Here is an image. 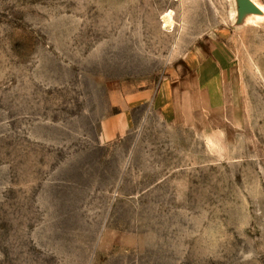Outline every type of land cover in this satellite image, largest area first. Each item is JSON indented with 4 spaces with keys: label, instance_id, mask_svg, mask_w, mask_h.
Here are the masks:
<instances>
[{
    "label": "rangeland",
    "instance_id": "obj_1",
    "mask_svg": "<svg viewBox=\"0 0 264 264\" xmlns=\"http://www.w3.org/2000/svg\"><path fill=\"white\" fill-rule=\"evenodd\" d=\"M257 11L0 0V264H264Z\"/></svg>",
    "mask_w": 264,
    "mask_h": 264
},
{
    "label": "bare ground",
    "instance_id": "obj_2",
    "mask_svg": "<svg viewBox=\"0 0 264 264\" xmlns=\"http://www.w3.org/2000/svg\"><path fill=\"white\" fill-rule=\"evenodd\" d=\"M250 3L252 4V6L254 7L253 10H256V8L258 9V11L255 14L256 16L262 18L264 17V6L258 2H256L255 0H249Z\"/></svg>",
    "mask_w": 264,
    "mask_h": 264
},
{
    "label": "water",
    "instance_id": "obj_3",
    "mask_svg": "<svg viewBox=\"0 0 264 264\" xmlns=\"http://www.w3.org/2000/svg\"><path fill=\"white\" fill-rule=\"evenodd\" d=\"M243 4H244V6H248V7L254 8L249 0H243Z\"/></svg>",
    "mask_w": 264,
    "mask_h": 264
}]
</instances>
